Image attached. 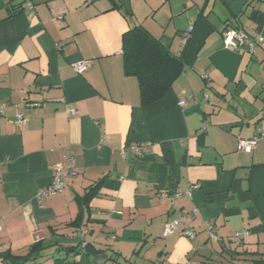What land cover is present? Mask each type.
<instances>
[{
  "label": "crops",
  "instance_id": "0c3cea01",
  "mask_svg": "<svg viewBox=\"0 0 264 264\" xmlns=\"http://www.w3.org/2000/svg\"><path fill=\"white\" fill-rule=\"evenodd\" d=\"M119 1L131 17L110 0H0V252L40 242L25 264H254L264 256V0ZM135 25L184 60L146 105L123 70L121 37ZM226 27L256 37L255 51L225 47ZM258 129L252 152L238 150ZM66 157L65 189L40 195ZM180 213L194 238L163 236Z\"/></svg>",
  "mask_w": 264,
  "mask_h": 264
},
{
  "label": "trees",
  "instance_id": "16d2710c",
  "mask_svg": "<svg viewBox=\"0 0 264 264\" xmlns=\"http://www.w3.org/2000/svg\"><path fill=\"white\" fill-rule=\"evenodd\" d=\"M14 1V0H11ZM113 8H122L126 17H131L129 8L123 7L119 0H110ZM23 2L13 5L14 11L22 9ZM123 70L126 75H133L139 84L140 101L142 105L158 100L179 77L184 69L182 54L176 55L168 47L154 38L145 28L139 25L132 26L122 34ZM99 184V183H98ZM96 186H89L83 198L96 194ZM83 204L84 201L80 202ZM83 220L82 212L69 224L79 227ZM89 252H102L106 248H97L92 243L83 246ZM40 242L34 243L25 255H13L10 251L0 252V264H25L33 259L40 251ZM254 264H264V256L254 260Z\"/></svg>",
  "mask_w": 264,
  "mask_h": 264
},
{
  "label": "built area",
  "instance_id": "2783aa9c",
  "mask_svg": "<svg viewBox=\"0 0 264 264\" xmlns=\"http://www.w3.org/2000/svg\"><path fill=\"white\" fill-rule=\"evenodd\" d=\"M193 30V26H190L185 32L184 36L188 37ZM223 42L225 47L234 48L247 53H253L257 47L258 39L251 36L247 31L240 28L226 27L222 32ZM88 67V61H80L74 65L75 70L78 73L86 71ZM194 96L189 94L186 96L185 100H192ZM185 100H182L183 103ZM30 105L38 106L39 102L31 103ZM5 104H0V116L4 113ZM17 120H24L21 113H17ZM205 124L202 125V128ZM261 129H258L253 136L250 138H241L238 141L237 149L247 153L252 152L255 148L257 141L260 137ZM52 180L43 189L39 191L40 195H50L58 192H62L67 184V177L74 174L72 169V163L70 158L66 157V164H55L51 168ZM167 194L164 193L160 196V199L164 201ZM190 214L180 213L178 216L164 224L163 236H168L171 232L175 230H181L182 233L188 238H194L196 233L188 222ZM206 232L211 239L219 240L220 237L216 233V226L213 222H206ZM248 235L246 230L236 231L230 234V239L240 241Z\"/></svg>",
  "mask_w": 264,
  "mask_h": 264
}]
</instances>
